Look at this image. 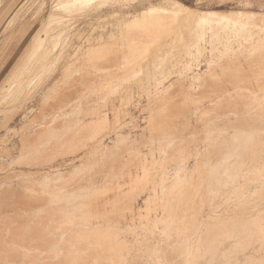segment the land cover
I'll return each mask as SVG.
<instances>
[{"label":"bare ground","instance_id":"1","mask_svg":"<svg viewBox=\"0 0 264 264\" xmlns=\"http://www.w3.org/2000/svg\"><path fill=\"white\" fill-rule=\"evenodd\" d=\"M53 1L59 22L0 86V264H264V17L166 0L120 22L104 10L134 0ZM206 48L197 89L185 68L152 81ZM143 100L145 128L124 132Z\"/></svg>","mask_w":264,"mask_h":264},{"label":"rangeland","instance_id":"2","mask_svg":"<svg viewBox=\"0 0 264 264\" xmlns=\"http://www.w3.org/2000/svg\"><path fill=\"white\" fill-rule=\"evenodd\" d=\"M102 1H105V3H106V1L108 2L110 0H102ZM102 1L100 0V2L103 4L102 6L106 5ZM114 1L117 2V0H114ZM134 1L135 2H133V3H132V1L130 2V3H132V4H130L131 5V8L129 7L130 6L129 4H125L124 7L123 6H121V7L119 6L118 10H117V7H115L116 9L111 10L112 12L110 10H104L103 16H108V14L109 15H112L113 12H116L118 14L121 11L118 14L120 16V17L118 16V18H119V20L121 22V21H123L122 18L123 19H126L127 16L129 17L130 14L128 15V13H132L131 10H134L136 12V14H137V15L135 14L136 16H141L143 9L147 8L148 5L151 6L153 4L152 6L153 7H156L157 5L159 6L160 4H163L166 0H164V1H162V0H151V2H150V0H144V2H142L143 0H140V1L138 0L137 2H139V3H137L136 0H134ZM175 1L181 3L182 5H185L188 8H194V7H196L195 6L196 4H186L182 0H175ZM222 1L223 2H219L220 4H218V6H216V7L215 6H210V8H209L210 11L211 10L212 11H231V13L233 14L234 11H237L239 9H244L243 12H246V16H253V17H256V18H262V17H264V11H260L261 9H259L257 7H253L252 8L250 6H245V7L242 8L241 5H243L244 3H241L240 2L241 5H240V3H239V5L238 4L235 5L234 4L235 3V0H222ZM262 1H264V0H262ZM53 2L54 1L51 0V3H53ZM0 3H1V5H0V85H1L3 83V81H4V79H6L8 73L10 72V70L12 69L14 63L17 61V59L22 55V53L27 48V45L29 43V38H31V36L33 35V33H35L37 31L33 35L32 39H35V38L39 37L41 34L49 33L50 30L47 28V25H48L47 24V20H49V19H52L53 20V18H54L56 20V22L57 21L59 22V19H58L59 18L58 17L59 15L56 16L57 14H55V13L52 12L53 10H52V7L51 6H54L55 4L52 5L50 3V0H15V2H13V0H4V1L1 0ZM12 4H13V6H12ZM139 4L141 5V7H140ZM126 6H128V9H127ZM120 8H121V10H120ZM124 8H126V10ZM50 10H52V11H50ZM49 12L50 13L52 12L51 15H50ZM4 14H5V16H4ZM122 14L127 15V16H124ZM54 15H55V17H53ZM50 16H51V18H49ZM9 19L12 20V22H13V24L10 27L8 25H6L7 22L9 21ZM49 21H51V20H49ZM85 21H86V18H80L78 21H76L74 24H72V28H67V30L65 32L62 31V34L67 35V36H71L72 35L73 28L75 26H77V25H80L81 23H83ZM215 28H216L217 31H219V29H221L220 31L223 30L222 27L221 28L220 27L219 28L218 27H215ZM87 29L88 28H86V30ZM86 30H84V32ZM122 32H124V31H122ZM122 32H120V33H122ZM32 39H31V41H32ZM236 48L237 47L235 45H233L231 51H229L228 54H232V55L237 54V49ZM249 48L252 49V50H249ZM249 48L247 49L248 50L247 52H250V53L251 52L252 53L253 52H256L259 49V47L257 48V46H253V47L251 46ZM205 50H204V52L201 51L198 55L195 54L196 52L193 53V54H195V56H193L194 57V61H193V57L191 58L192 60L191 59L189 60V58H187L185 55H183L184 56V58L182 59L183 61L181 60V63L183 64L182 66L177 65V63L175 64L174 62H171V61L166 60V59H162L163 63H162V61L157 60L156 62L161 66V68L155 62L156 65L154 64V68H156L157 66H158V68H157L156 72L153 70L152 73H151L152 74L151 76L153 77L152 78V81H154L155 84L156 83H159L158 87L161 88L160 90L166 89L167 88L166 87L167 85L169 87L172 83L176 82L177 78L179 77L176 74H174V71H176V70H178L180 68H185L187 70L186 71L187 72L186 73V76H188V79L190 80L189 82L191 83V85L195 86V88L197 89V83H196L197 80H196L195 77H197V74H198V76L199 75L201 76V74L203 75L208 70V61H209V59H207V58H208V56L210 54V48H206ZM55 51L57 52L56 53L57 55H61V57H62V55H64L66 52H68V51L70 52V45H69L68 42H66L61 48L58 47V46H56ZM220 51L221 52H225L223 48H220ZM167 52L168 51H166V53ZM202 54H203V56H202ZM55 57H54L53 63H55ZM198 59L200 61H197V63H194ZM185 61H186V63H185ZM190 61L192 62V64H191ZM168 62H170V63L168 64ZM200 62H202V63H200ZM163 64H165V65H163ZM188 64H189V66H188ZM200 64H202V65H200ZM162 65H163V67L165 69L162 67ZM172 65H173V68H171ZM183 66H185V67H183ZM161 70H164V71H161ZM161 72H163L164 74L161 73ZM172 72H173L172 76H168L169 73H172ZM155 74H157V75H155ZM133 76H130V78H133V80L135 82L137 80H139V79L140 80L141 79L143 80L142 77L139 78V76L137 75V73H136V75L134 73ZM136 78H137V80H135ZM162 87H163V89H162ZM196 102L197 101H195L194 103H196ZM202 104H201V107H199V111H202L203 108H205V107L207 108V107H209L211 105L210 103H208V101L204 102L203 106H202ZM144 106H145V100H143V103H141V106H139L137 110L133 109V107H131L130 105H128V103H126V105H124V109L122 107V109H121L122 115H120V118H121L120 124L122 125L121 128H123V131L124 132L127 133V132H129L131 130V131H133L132 134L137 133V135H138V134H140L141 129L142 128L143 129L145 128L144 126H146V123H145L146 120L144 118L147 115H146V112H142L141 111V109H143ZM191 110H192V108H191ZM122 111H124V112H122ZM192 111H196V110L193 109ZM199 111L197 110V112H195V114H198ZM126 112L128 114L130 113L129 114L130 117L128 116V114ZM123 113H125V115ZM123 115L125 116V118H124ZM137 116H139V117H137ZM131 119H132V121H134V123L129 124L130 123L129 121ZM17 120H18V118H16V123L15 124H11V125H13L14 127L17 126V122H19V120L18 121ZM126 126H127V128H126ZM133 126L136 127V128L134 129ZM201 128H203V126H199L198 127V130H197L198 132H195L194 131L193 136H195L197 134H200V133H203L204 132V128H203V130ZM0 131H1V128H0ZM4 132H5V130L2 128V131L0 132V137H2L5 134ZM102 134H104V133H102ZM103 137H104V135H103ZM214 145H215V143H214ZM155 147L157 148V146H155ZM144 149L141 150V153H142L141 155H146V157H148L147 159L151 160L153 158H157V159L159 158V156L157 157V152H155L154 157L151 158L150 155H147L148 154V149L147 148L145 150ZM1 160H4V158L1 159ZM5 160H6V158H5ZM8 160L9 159H7V161ZM1 162H0V164H1ZM4 173H5V171H3V174H2V170H0V177H3L5 175Z\"/></svg>","mask_w":264,"mask_h":264},{"label":"crops","instance_id":"3","mask_svg":"<svg viewBox=\"0 0 264 264\" xmlns=\"http://www.w3.org/2000/svg\"><path fill=\"white\" fill-rule=\"evenodd\" d=\"M182 1H184L186 4H195L197 1L196 0H182ZM187 1V2H186ZM212 1V2H211ZM210 2H211V4H210V6H217L218 5V3H219V1L220 0H211ZM237 1V2H236ZM243 1V2H242ZM13 2H15V0H13ZM218 2V3H217ZM240 2H242V3H245V4H247L248 3V5L250 6V7H257V8H259V9H261L260 11H264V1H262V0H235V5H237V4H239ZM14 4V3H13ZM13 4H12V6H13ZM251 4V5H250ZM11 6V7H12ZM4 16H5V14H4ZM8 23V22H7ZM37 32V31H36ZM35 32V33H36ZM35 33H33V35L35 34ZM33 35L31 36V38H29V43H28V45H27V48L29 47V44H30V42H31V39H32V37H33ZM26 48V49H27ZM26 49H25V51H26ZM25 51L22 53V55L17 59V61L14 63V65H13V67H12V69L10 70V72L8 73V75H7V77H6V79L8 78V76L10 75V73L13 71V69L16 67V65L19 63V61H20V59H21V57L23 56V54L25 53ZM6 79H4V81H3V83L5 82V80ZM2 83V84H3ZM1 84V85H2ZM0 85V86H1Z\"/></svg>","mask_w":264,"mask_h":264}]
</instances>
